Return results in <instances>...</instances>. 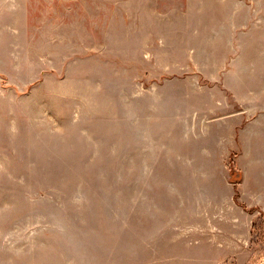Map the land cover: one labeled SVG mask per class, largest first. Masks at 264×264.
I'll return each mask as SVG.
<instances>
[{"label":"rangeland","instance_id":"obj_1","mask_svg":"<svg viewBox=\"0 0 264 264\" xmlns=\"http://www.w3.org/2000/svg\"><path fill=\"white\" fill-rule=\"evenodd\" d=\"M0 264H264V0H0Z\"/></svg>","mask_w":264,"mask_h":264}]
</instances>
